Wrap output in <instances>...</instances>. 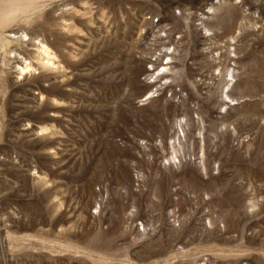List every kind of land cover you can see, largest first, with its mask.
I'll list each match as a JSON object with an SVG mask.
<instances>
[{
  "label": "rangeland",
  "instance_id": "1",
  "mask_svg": "<svg viewBox=\"0 0 264 264\" xmlns=\"http://www.w3.org/2000/svg\"><path fill=\"white\" fill-rule=\"evenodd\" d=\"M0 264H264V0H0Z\"/></svg>",
  "mask_w": 264,
  "mask_h": 264
},
{
  "label": "bare ground",
  "instance_id": "2",
  "mask_svg": "<svg viewBox=\"0 0 264 264\" xmlns=\"http://www.w3.org/2000/svg\"><path fill=\"white\" fill-rule=\"evenodd\" d=\"M37 58L36 62L44 67V68H55V60L57 59L56 56L53 54V52L50 50V48L44 44H40L38 49H37ZM25 62V61H24ZM31 69H33L32 62H25L24 66L21 68L22 74H26L29 72ZM166 72V68H163L161 70V75H163ZM152 95H150L148 98H151ZM41 131L46 134L49 129L44 128L41 129ZM43 135V134H42ZM177 143V142H176ZM174 147V146H173Z\"/></svg>",
  "mask_w": 264,
  "mask_h": 264
}]
</instances>
